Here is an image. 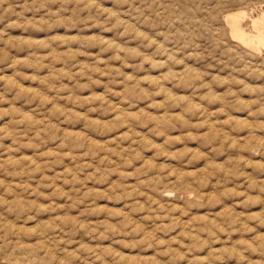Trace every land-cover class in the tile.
<instances>
[{
    "label": "rangeland",
    "instance_id": "374dc122",
    "mask_svg": "<svg viewBox=\"0 0 264 264\" xmlns=\"http://www.w3.org/2000/svg\"><path fill=\"white\" fill-rule=\"evenodd\" d=\"M238 11L264 0H0V264H264Z\"/></svg>",
    "mask_w": 264,
    "mask_h": 264
},
{
    "label": "bare ground",
    "instance_id": "6f19581e",
    "mask_svg": "<svg viewBox=\"0 0 264 264\" xmlns=\"http://www.w3.org/2000/svg\"><path fill=\"white\" fill-rule=\"evenodd\" d=\"M260 15L262 16H259L257 18H250L249 23L244 24L243 18L245 14L243 12H239V11L231 12L230 14L226 15V18H227L226 20L229 21V24L232 27L233 34L239 37L242 41L244 40L245 42H247V38L251 37V39H253L252 41H256L258 45H263L264 44V29H263V32L262 30L259 31L260 29H258V26H260L264 22V16H263L264 14H260ZM244 25H247V26L250 25V28L252 27V29L250 30V28H248L249 31L247 32L243 28Z\"/></svg>",
    "mask_w": 264,
    "mask_h": 264
}]
</instances>
